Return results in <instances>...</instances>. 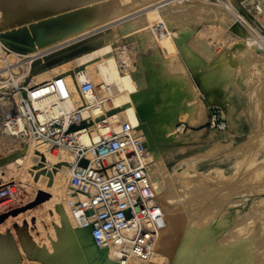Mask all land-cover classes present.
<instances>
[{"label": "bare ground", "instance_id": "obj_1", "mask_svg": "<svg viewBox=\"0 0 264 264\" xmlns=\"http://www.w3.org/2000/svg\"><path fill=\"white\" fill-rule=\"evenodd\" d=\"M127 1L129 0H0V97L9 95L10 89L20 82L24 83L23 85L26 87H31L55 76L63 77L74 88L80 83L91 82L99 93H102L101 90L106 87L111 90L113 98L108 111L98 121L94 122L96 124H93L91 130L94 135H97V130L116 131L121 123L128 122L142 138L148 154L147 172L152 183L154 198L164 211L166 223L165 228L155 242L154 257L145 262L129 258L123 259L121 254L112 247L98 248L93 245L89 236V228L78 225L76 216L71 213L66 204L68 198L75 200L69 193L68 162L70 158L67 153H50L43 144L22 146L0 134V144L5 145V143L9 144L12 141L24 150L22 155L4 165V173L8 174L11 169L16 168L19 171L17 173L22 175L23 180L25 179L22 182L23 185L33 187L37 192H41L42 196L47 194V197H45L47 207L53 211V208L62 205L63 213L60 216V221H58V218L56 221L58 227H61V223L63 225L65 223L67 229H64L66 230L64 232L67 233V236L62 239V247L56 251L57 255L52 257L55 264H66L69 262L68 259L75 256L71 264H238V258L240 259L241 255L238 258L233 256L234 253L230 255V250L227 248L228 244L223 243L230 241V239L237 241L236 239L240 240L245 236L247 240L255 242V251L250 253L246 251L247 256L242 255V262L246 264H264V249L262 250V247L257 248V238L264 230V226L262 229L258 226L252 228L255 224L254 218L259 214L262 217L264 216V208H258V206L264 207V196L255 202L257 208H255L254 217L241 220L242 222L235 224L228 235H224V232L221 234L219 232L213 233L212 231L217 225L219 217L213 218L210 217V214L203 213L201 207L204 205L200 201L204 199L198 200L201 191H208L211 188V186L204 183V176L191 174L194 172L193 170L170 176L163 168L161 161V155L178 153L181 154L178 155L179 159H182L193 154L208 153L211 149L220 148L223 142L229 144L238 142L235 138H241L246 133V126L243 127L246 122L244 111L252 113L255 110L259 115L264 113L258 106L262 104H258L256 100L259 99L257 97H260L258 96V87L254 84H252L253 86L248 85L251 80L247 81V78H244L245 81L240 79L238 84L233 86L224 85V88L210 85V81L219 64L226 60H232V58H234V61L236 59L233 57L234 55H238L237 58L241 63H249L250 68L251 65L255 66V69L264 76V53L254 47L252 35L245 27V18L240 13L236 15L239 24L235 26L229 16V12L232 11H227L228 14L224 11L222 13L220 9L213 10L214 14L211 12L208 17L211 22L214 20V25L217 24V27L220 28L228 26L227 28H230V31L227 30L231 35L228 34L231 36L230 38L235 40V44L230 48H224L218 53L210 52L207 48L209 45L204 44L206 40L203 43L205 47L195 41L196 39L187 42L188 44L185 46L187 49L189 46L197 48L200 55L208 62V65L204 66L205 69L199 75H196L201 85V92L207 95V101L211 106L222 108L230 126L227 130L221 132L210 131L207 133L203 130H193L192 128L204 125L208 118L205 106L197 98L198 92L194 87L191 90L190 85L192 86V82L189 85L187 84L190 87L187 86L191 90V94L188 92L186 102L181 103L183 104L182 107L172 108L166 100L162 105L164 107L154 109L156 85L147 74V61L136 54L137 60L134 63L132 53L129 50L120 51V36L126 37L131 33L129 30L134 26H143L153 18L152 16L150 18L146 16L148 19L144 17L145 20L134 22V25L115 23L118 21L115 18L118 19L117 17H120L121 12L123 14L125 10L128 12V6L124 10ZM184 1L187 0H174L170 5L183 3ZM153 4H150V6H154ZM144 9L139 11L141 12ZM236 9L238 10V8ZM234 12L236 11L234 10ZM107 17H110V20ZM113 18L114 20H112ZM211 22L209 24H212ZM115 26L121 28L122 35H119L116 29H112ZM145 27H142L141 31L140 29L139 31L133 30L142 34L141 32H145L142 31ZM208 30L212 31V29ZM216 30L220 29L217 28L213 31ZM138 33L136 36H142ZM208 34L209 32L207 36ZM217 38L224 40L223 37ZM140 39L142 41L143 38ZM122 41L121 43H123ZM125 41H127L126 38ZM223 43H226V40ZM141 44L143 45V41ZM177 47L179 46L177 45ZM154 53L155 55L152 52L156 58L169 60V52L161 49L160 52L156 51ZM166 65H169V63ZM155 66L153 65V67ZM162 66L164 65L161 63ZM165 67L167 66H164L163 69ZM18 71H22L20 76L17 74ZM182 73L185 76L184 72ZM157 75H159L158 71ZM161 75L163 77L164 74ZM168 77L170 80L173 79L170 75ZM186 78H184L185 82L188 81ZM179 81L177 78L176 84L172 82L171 91L175 89V85L180 84L181 81ZM188 88L184 87V89H187L186 91H188ZM8 101L9 99L0 102V111L6 107ZM76 103L74 100L72 104L75 105ZM166 104L169 105L168 109ZM39 113L41 117H44L42 110H39ZM180 116H184L185 121L191 127L184 134L185 130L182 133L176 131ZM90 124H92V120L87 119L82 123V127L86 128ZM84 141L88 143L86 139ZM239 151L232 153L235 159L234 157H226L224 154H220L216 158H219V162L224 164L231 160L230 163L235 166L239 162L238 160L242 158L238 157L242 153L236 156ZM255 172L257 173L256 178L264 174V164L258 166ZM9 177L14 178L13 176ZM258 188L264 190V188ZM223 204L221 202L215 206V208L217 207L215 214L222 216ZM205 206L209 209L207 205ZM56 214L55 211L54 215L56 216ZM260 220L263 219H259V222ZM259 224L263 225L262 223ZM71 240L75 243L74 245L71 244L72 248H77V250L72 251L69 247L68 244ZM231 245L230 243L229 246L231 247ZM250 245L254 247L253 243H250ZM245 246H243V249ZM50 251L45 252V258L51 254ZM203 254H206V256ZM17 260V256L8 247L0 243V264H15ZM47 260L49 259H45V261Z\"/></svg>", "mask_w": 264, "mask_h": 264}, {"label": "rangeland", "instance_id": "obj_2", "mask_svg": "<svg viewBox=\"0 0 264 264\" xmlns=\"http://www.w3.org/2000/svg\"><path fill=\"white\" fill-rule=\"evenodd\" d=\"M151 1L152 0H129L127 1L126 6L124 7V10L128 6L129 8L127 9H129L130 11L128 10L127 12L125 10L123 14V12H121L120 10L122 16L120 15V17H117L118 19L115 18V20H118L115 23H121V24L123 23V25H126L127 23V25H129L137 21L138 22L143 21L145 20V18L147 17L150 18L151 16L154 19L153 18L152 20L150 19V21H147L149 23H145V25L143 26L142 25L134 26L132 29L129 30L131 33L129 32L130 34L127 35L126 37L120 36L121 38L119 40L121 41L123 40L122 41L123 43H121L120 41V45L122 47L120 46L119 48L118 46V48L120 49V51H124L126 49L129 50V52L132 53L131 56L134 63L137 60V56H140L141 58L143 57L142 59L147 61L146 63L147 74L151 77V79L154 81V84L156 85L155 94H154V96L156 97L154 109H158V108L161 109L162 107H164L162 105L166 100H167L166 102L169 103L170 107L172 108H177V107L180 108V106L182 107V105L186 102L190 91L194 87V89H196V91L198 92V93L196 92L198 94L197 95L198 100H200L205 106V110L207 112V118H208V114L210 115L213 114L219 117V119L220 120L222 119L226 124V130H227L230 125L227 122V118L226 115L224 114V111L222 110L221 107L211 106L208 103L207 95L204 92H201L202 91L201 85L196 76L199 75L200 72L205 69L204 66H207L208 62H206V59L200 55V52H198L197 48H193L194 46H191L193 49L192 50L190 46H189L190 49L189 47L187 49L186 46L189 43V41L196 39L195 41H198L200 45H203L204 40H206L204 44L207 43L206 46L209 45L207 48L212 53L215 52L218 53L222 51L224 48L232 47L235 44V40L230 38L231 37L230 36L231 34L229 32L230 28L228 29L227 28L228 26H226L225 28L217 27V24L214 25V20H212L211 22V19L208 17L211 14V12L214 14L213 10L215 9L218 10L220 9L222 13L224 11L227 14L229 11H232L231 13L229 12L230 14L229 16L231 18L233 17L232 18L233 20L231 18L230 20L233 21V23L236 26L239 24L236 23L238 22V18L236 15L239 14V12L237 11L239 10V8L240 10L242 9L240 4L243 1H250V0H217V1L187 0L184 1L183 3H175L174 5H170V3L173 2L174 0H165V1L153 0L152 2ZM153 3H157V4H153ZM150 4L151 5L153 4L154 6H150ZM234 7L238 8V10ZM140 9H144V10H141L140 12L139 11ZM234 10L236 12H234ZM151 11L154 13H152ZM109 18L110 17H107V19ZM112 20H114V18ZM210 22L212 24H209ZM208 25L211 28H209ZM240 26L243 28L241 24ZM142 27H145L144 30H142L145 32H141L142 34H140V32L138 33L135 31V30L139 31V29L141 31ZM212 27L213 28L217 27L220 30L213 31L217 28L213 29ZM112 29L114 30L116 29V32L119 35L122 32V30H120L121 29L120 27L115 26ZM208 29L210 30L212 29V31H209ZM207 31L209 32L208 36H207L208 33ZM137 33L142 36H138V35L136 36ZM198 35H199V39H198ZM189 36L191 37V39H189L190 38ZM129 37L131 38L129 39ZM216 37H223L224 40L222 39L223 40L222 41L221 38L220 39L217 38L218 39L217 40ZM125 38L127 41H125ZM133 38L138 40L137 41L138 43L136 42L135 39L133 40ZM140 38H143L142 39L143 45L141 44L142 41ZM226 38H228L229 40ZM231 39L234 43L231 41ZM225 40L226 43H223ZM227 40L232 43L228 42ZM227 43L229 44V46ZM213 44L215 46H221V47L215 50L214 48H212ZM177 45L179 47H177ZM203 46L205 47V45ZM161 49L162 51L164 50L170 53V57L168 58L169 60L165 61L160 57L156 58V56H154L155 55L154 52L156 51L160 52ZM152 52L154 55L152 54ZM136 54L138 55L136 56ZM233 57L236 58L234 61H233L234 58H232V60H226L223 63L219 64L218 68L215 70L216 72L214 73V76L210 81V85H216L219 87L222 86L224 88L225 87L224 85L233 86L235 84H238L240 79L242 81H245L246 79L244 78H247V81L251 80L248 82L249 83L248 85L251 86L252 84H254V86L258 87L257 88L259 94L258 96L260 97H257L259 99L256 100L258 101L257 102L258 104H262L258 106H260L259 107L260 110L264 112L263 74L260 73V71L258 72L255 69V66L251 65L250 68L249 63L248 64L247 63L244 64L243 62L241 63V61H239V59L237 58L238 55H234ZM164 62L169 63V65H166L167 63ZM161 63L162 65L167 66L168 69L167 67L163 69L164 66L161 67ZM153 65L154 66L156 65L155 66L156 69L155 67H153ZM157 71L159 75H157ZM21 72L22 71L20 72L18 71L17 74H19L20 76ZM182 72H184L185 76H183ZM166 73L168 75H165ZM178 73L182 75L184 78L187 77L186 78L188 79V81H186L187 83L184 81V78L180 76ZM160 74H164L163 77L162 75L160 76ZM169 75L171 79L173 78L172 80H170V78L168 77ZM167 77L169 78V80H167L168 79ZM177 78L181 82L179 81L180 84H178V86L175 85V89L171 91L172 88H170V86L171 84H173L172 82L174 83L177 82ZM191 82H192V86L190 85L191 87L190 90L189 89L190 87L188 85ZM184 87L188 88V91H186L187 89H184ZM166 106L168 109L169 105L166 104ZM244 117L246 122L243 124V127L245 128L246 126L245 128L246 133L242 135L241 138H235V140L237 139L236 141H238L236 143L232 142L229 144L228 142H223L221 143L222 146L220 148L211 149L208 153L193 154L184 157L182 159H179V156L181 154L178 153L172 155H167V154L161 155V159H162L161 161L163 164L162 166H164L163 168L168 172L170 176H174V174L175 175L181 174L193 170L194 172L191 174L201 175L202 177L204 176V180H205L204 183L208 186H211V188H209L208 191L206 190L201 191L202 193H200L201 196L199 197L198 200L204 199L200 201V203H203L202 205H204L201 207L203 213H208L210 214V217L212 216L213 218L219 217L217 225H215V228L212 231L213 233L219 232L221 234L224 232V235H228L229 231L235 224L242 222L247 218L254 217L255 215L253 214L255 213V208H257L255 207L256 205L255 202L260 197L264 196V190H259L260 188H258V187H261L262 189L264 188V174H261L258 178H256L257 171L255 172V169H257L258 166L260 165L262 166L264 164V113L259 115V113H256L255 110L252 113H247L244 111ZM178 119H179V123L176 126L183 125L186 128L185 131L183 132L184 134L191 127L185 121L184 116L183 117L180 116ZM192 129L196 131L203 130L206 131L207 133H209L210 131H214L208 128L207 122H205L204 125H201L198 128H192ZM2 144L3 143L0 144V159L4 162V164L2 165L0 170L1 169L3 170V167L6 163L13 161L15 158L19 157L24 153V150L21 147H19L17 144L13 143L12 141L9 144L8 143L7 144L5 143V145ZM237 151L239 152L237 153L236 156L242 153L240 156H238L239 158L240 157L242 158L240 159L238 158L239 162L236 163L235 166L232 163H230L231 160L226 162L227 164L226 163L224 164L219 162L218 160L219 158L218 159L216 158V156H219L220 154L221 155L224 154V156L231 158L234 157L233 154L236 153ZM210 155H212L211 158ZM194 156H196L197 158L196 157L194 158ZM2 172L4 173L5 170H3ZM17 172L19 171L16 170V168H14L11 169L8 172V174H6L14 177V178H10L9 176L6 177L7 179L6 182L7 183L14 182L15 187L13 188L12 198L8 202L0 203V243L8 247L9 250H11V252L17 256L18 260L15 261V264L16 263L17 264H46V263L55 264L52 261V257L57 255L56 251L60 250V247H62V239L67 236V233L64 232L66 231L64 229H67L65 228V223L64 225L63 223H61L62 224V225L60 224L61 227H58L56 221L57 218L58 221H60V216L63 213L62 205L56 206L55 208H53L52 211V209L47 207L45 204V197H47V194L44 193L45 195L42 196V193L37 192V190H35L33 187L23 185L22 182L25 179L23 180L22 175ZM221 202L224 203L222 207L223 214H221L222 216H219V214L218 215L215 214V210L217 209V207L215 208V206ZM205 205H207L209 209L205 208L206 207ZM258 208L262 209L264 207L258 206ZM55 211L57 212L56 216L54 215ZM254 219L256 221L254 220L255 224L252 226V228L254 229L258 226L262 229V227L264 226V222H263L264 216L262 217V215L259 214ZM259 219H263V220H260L259 222ZM259 223H262L263 225ZM257 239H258L257 248L262 247L263 250L264 230H262V232L259 234ZM236 240L237 241L230 239V241L223 243V244L226 243L228 244L227 245L228 247L226 245L225 246L229 248L230 255L234 253L233 256H236L238 258L240 255L241 257L242 255L247 256L246 251H248L249 253L255 251V242L254 241L251 242V240L249 239L247 240L246 236L242 237L240 240L238 239ZM244 241L245 243H243ZM230 243L232 244L231 247L229 246ZM246 243H248L249 245ZM250 243H253L254 247H252ZM71 244L74 245L75 244L74 241L71 240V242H69L68 245L69 247H71L72 251L77 250V248L76 249L72 248ZM243 246H245L244 249ZM48 251H50L51 254L46 256L45 258L44 254L45 252ZM203 255L206 256V254ZM75 257L74 258L69 257L71 260L68 259L67 261L69 262L66 264H71L73 262V259H75ZM241 257L240 259L238 258L239 261L238 264H246L242 262L243 258L241 259ZM47 258L49 260L45 261V259Z\"/></svg>", "mask_w": 264, "mask_h": 264}, {"label": "built area", "instance_id": "obj_3", "mask_svg": "<svg viewBox=\"0 0 264 264\" xmlns=\"http://www.w3.org/2000/svg\"><path fill=\"white\" fill-rule=\"evenodd\" d=\"M250 1H243V10L237 12L245 18L254 47L264 53V0ZM23 84L0 97V102L9 99L0 111V134L22 146L43 144L50 153H67L69 193L75 200L68 198L66 204L78 225L89 228L93 245L112 247L123 259L149 261L166 223L154 198L142 138L128 122L116 131L97 130L94 135L91 130L107 113L111 90L106 87L99 93L91 82L74 88L61 76L31 87ZM87 119L92 124L84 128ZM207 125L210 130H226L224 121L213 114H208ZM185 129L176 126L177 133ZM14 187V182L0 185V203L12 198Z\"/></svg>", "mask_w": 264, "mask_h": 264}, {"label": "crops", "instance_id": "obj_4", "mask_svg": "<svg viewBox=\"0 0 264 264\" xmlns=\"http://www.w3.org/2000/svg\"><path fill=\"white\" fill-rule=\"evenodd\" d=\"M3 164H4V162L0 159V168L2 167ZM2 171L3 170L1 169L0 170V185L7 183L6 182L7 179L5 177L6 176V173H3Z\"/></svg>", "mask_w": 264, "mask_h": 264}, {"label": "water", "instance_id": "obj_5", "mask_svg": "<svg viewBox=\"0 0 264 264\" xmlns=\"http://www.w3.org/2000/svg\"><path fill=\"white\" fill-rule=\"evenodd\" d=\"M23 96H25V93H23ZM80 165H82V166L86 165V161L81 162ZM163 212H164V211H163ZM162 231H163V230H162ZM162 231H161V232H162ZM90 240H91V239H90ZM91 242H92V241H91Z\"/></svg>", "mask_w": 264, "mask_h": 264}]
</instances>
